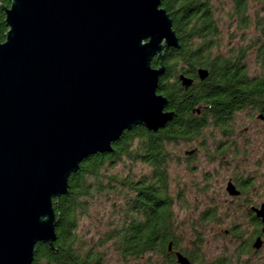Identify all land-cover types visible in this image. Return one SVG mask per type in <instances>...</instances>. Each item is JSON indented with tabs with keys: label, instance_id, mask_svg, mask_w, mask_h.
Here are the masks:
<instances>
[{
	"label": "water",
	"instance_id": "95a60500",
	"mask_svg": "<svg viewBox=\"0 0 264 264\" xmlns=\"http://www.w3.org/2000/svg\"><path fill=\"white\" fill-rule=\"evenodd\" d=\"M2 9L0 264H33L38 243L55 249L54 199L80 165L112 152L127 130L173 120L159 87L166 50L181 43L162 0H10ZM228 191L240 194L233 183ZM256 210L264 222V204Z\"/></svg>",
	"mask_w": 264,
	"mask_h": 264
},
{
	"label": "trees",
	"instance_id": "16d2710c",
	"mask_svg": "<svg viewBox=\"0 0 264 264\" xmlns=\"http://www.w3.org/2000/svg\"><path fill=\"white\" fill-rule=\"evenodd\" d=\"M2 5L9 6L10 0H0V41L4 42L9 28ZM162 7L171 15L181 43L179 49L166 50V72L159 87L168 98L167 108L176 112L173 120L158 131L143 125L127 130L112 152L92 155L80 165L69 179L68 193L54 199L55 249L38 243L33 264H107L109 254L122 264H179L176 251L192 264H206L200 230L219 220L217 207L193 217L197 249L190 252L181 246L175 207L180 211L191 206L184 204L187 200L179 191L171 192L170 168L182 161L174 151L180 144L200 141L198 145L207 151L206 142L212 141L217 122L229 127L230 116L225 115L236 109L220 110L217 104L264 101V0H162ZM223 19L242 32V44L220 54ZM253 55L260 73L251 75L248 59ZM153 66H158L156 59ZM200 67L209 70L205 80L197 76ZM180 71L195 77L187 90L178 79ZM173 74L177 82L169 81ZM207 158L212 162V151H207ZM119 164L123 171L114 172ZM92 207L99 215L106 209L110 212L99 218ZM84 216L95 219L85 242L77 233Z\"/></svg>",
	"mask_w": 264,
	"mask_h": 264
},
{
	"label": "flooded vegetation",
	"instance_id": "af4514ba",
	"mask_svg": "<svg viewBox=\"0 0 264 264\" xmlns=\"http://www.w3.org/2000/svg\"><path fill=\"white\" fill-rule=\"evenodd\" d=\"M196 72L198 76V71ZM181 74L195 79L194 76L180 71L178 75ZM175 77L173 74L169 81L177 82ZM178 79L181 82L180 76ZM217 107L220 110L223 108L236 109L229 115H225L226 117L230 116L229 127H222L218 122V125L214 126L212 163L214 164V176L219 178L222 174L227 175L222 179V181L226 180L223 201L218 200L217 197L214 198V201L217 209L219 208L218 218L222 206H225V216L230 221V225L225 230L224 236L232 243L237 242L238 247L236 246V250L228 249L216 259L215 264H232L234 262L245 264L248 260L244 257L256 256L264 251V222L263 217L259 216L256 210L264 204V182L255 183L257 179L254 174L259 173L260 168H264V101L219 103ZM167 110L174 111V109L168 108ZM218 115L221 113L219 112ZM200 149V145L197 144L185 151V161L190 163L195 160V154ZM263 174L264 172L258 176ZM229 183L236 186V189L240 191L239 195L229 193ZM224 202L227 204L224 205ZM246 236L247 238H245ZM258 239L261 240L259 248L255 247Z\"/></svg>",
	"mask_w": 264,
	"mask_h": 264
},
{
	"label": "rangeland",
	"instance_id": "374dc122",
	"mask_svg": "<svg viewBox=\"0 0 264 264\" xmlns=\"http://www.w3.org/2000/svg\"><path fill=\"white\" fill-rule=\"evenodd\" d=\"M231 21L223 19V22L220 23V38H219V49L217 53L225 54L228 50L236 45H241L240 34L242 32L235 31ZM250 34V33H249ZM236 35V36H233ZM233 36V37H232ZM249 64V73L254 75L255 73H260V63L256 61V57L253 55L248 59ZM200 144V141H192L189 144H180L177 147V152L181 157L182 161L179 163H172L170 168V186L171 192H180L183 197L187 200L184 204L189 202L190 209L178 210V205H176V213L178 222L180 223V228L178 235L181 237L180 244L188 251L192 252L196 250V237L195 231L191 227L192 220H196V217L202 210L210 206H216L214 198L217 197L218 200L223 201V193H225L226 180L222 181L227 175L222 174L219 178L214 176V164L208 160L207 151H212V141L206 142L207 151L199 150L195 154V160L187 163L185 161V151L191 149L195 145ZM123 171L122 164H119L114 172ZM253 172V171H251ZM250 172V173H251ZM259 173H254L255 178L257 179L255 183L264 182V174L258 176V174L264 172V168H260ZM208 175L209 177L207 178ZM208 186L206 190L203 188ZM222 203V202H221ZM227 204L224 202V205ZM223 205V203H222ZM219 210V208L217 209ZM92 214L99 215L94 207L91 208ZM106 211H102L98 216L99 218L102 215L106 214ZM192 217V218H191ZM220 220L209 224L206 228L200 230L201 234L204 236V247L201 250V253L206 255V264H213L216 262V259L219 256H222L224 252H227L228 249L236 250L238 247L237 242L230 241L227 237L224 236V232L229 228L230 221L227 220L225 216V206H222L221 213L219 216ZM94 220L90 216H84L79 222L78 235L84 242L91 237L92 227L94 225ZM243 221L244 218H242ZM247 238V236L245 237ZM237 246V247H236ZM244 259L248 260L245 264H264V251L260 254L254 256H246ZM107 264H122L118 262L117 256L115 254H109L105 258ZM133 264H142L141 261H136ZM232 264H240V262H234Z\"/></svg>",
	"mask_w": 264,
	"mask_h": 264
}]
</instances>
